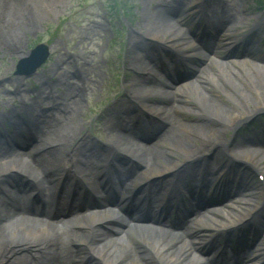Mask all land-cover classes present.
<instances>
[{"label":"bare ground","instance_id":"6f19581e","mask_svg":"<svg viewBox=\"0 0 264 264\" xmlns=\"http://www.w3.org/2000/svg\"><path fill=\"white\" fill-rule=\"evenodd\" d=\"M145 1L148 4L143 6L144 10H142L144 23L142 26H136L132 30L134 33L131 32L129 34L126 63L130 68L141 69V67L148 65L142 59L137 45L151 50L150 46L155 47L156 40L157 42H167L173 48L182 49L191 47L192 50L198 49L197 45L193 44L195 40L192 38V36L196 35L188 33L187 30L185 31L179 25L180 23H185L186 11L188 12V9L194 7L192 5L194 0H170L172 1L171 3L166 0ZM38 2H46L47 4H54L56 6L62 3L63 0H0L1 46H4L11 36H13L11 39L15 40L14 38L17 36V33L21 32V29L27 31L35 23L31 18L32 16H37L41 20L44 18L43 12L38 7ZM149 4H153V6H148ZM158 4L162 7L159 6V8ZM206 4V16L208 20L212 21L219 28L220 32L218 36L226 35V33H222L224 31L223 27L235 18L233 1L206 0ZM188 5L190 6L189 8L186 7ZM230 38L232 37L227 35L226 39L230 40ZM17 44L21 45V40H18ZM206 47L211 48L209 45ZM24 55L25 53L23 52L19 56ZM184 57L183 60L189 58L188 55ZM228 58L231 59L229 56ZM230 61L234 62L229 63V60L217 61L215 73L210 71L208 67L197 66L200 64L197 63L192 69L195 73V80L190 81L189 84L191 86L186 89L180 87H174L173 90L163 89L148 83V80L146 81L145 78L140 79V90H138L140 93H137V96L141 97L140 99L143 103L141 107L152 111L158 116V118L151 117L150 121L145 122V124L153 130H160L161 133L163 132V135L159 137L158 134L157 143L154 145L152 143L140 144L123 132L108 130L106 139L104 140V148L112 156L119 155L118 150H120L139 160L143 165V169L134 164V169L138 170L136 175L139 179L177 165L179 161L177 162L172 155L179 153L183 157L184 163L181 162L177 172L178 175L173 182L175 187L178 185L176 182H181V178H183L184 185L191 183V189L193 193H196L195 198L199 193L206 196V191H208V188H210L217 178L220 180V185L223 184L221 188H227L228 194H233V190L238 194L240 191L248 189L245 193L250 198L246 199V204L238 202L236 206L233 204V201L225 202L226 198L217 193L216 197H210L208 204L219 209H212L209 215H203L198 220H196V217L203 214V212H189L192 214L191 217L195 218L193 220L194 224L191 226H188L186 223L179 225L176 220L173 222L168 221L167 227L162 225L157 226L156 223L151 224L149 221H145L144 223L134 221L136 224L133 226L122 225L120 227L121 230L117 231L123 232V235L120 233L116 239L111 240L109 238L108 243H100L96 246V249H92L96 255L102 257L100 259L104 260L105 264H208L207 258L198 253L201 241L205 240L206 233L212 228L217 230L219 227L227 224L236 225L239 217L235 218L234 216L239 210H233L232 207H239L240 205L244 207L243 210L256 209L254 214L251 215L252 224L250 229V231H255V237H253L254 246L249 256L247 254L245 256L248 257L246 264L264 262V217L261 220H256L255 217L259 210L263 212V208L257 205L261 200L260 195L264 196V190L258 192L259 186H255L251 182H245V175L248 176V171L242 168V164L249 163L264 173V146H261L264 145V124L260 127L261 134L258 135L259 139L254 136L257 133L250 132L252 134L240 137L237 136V130L235 131L247 118L264 112V92L258 87L257 84L259 82L256 83L254 81L249 71L247 72L242 67L239 70L231 67L233 66L231 64H241V62L238 61V63L236 60ZM244 61L248 63V60ZM164 64L167 65L166 63ZM227 68L229 69L228 71ZM252 69L259 75L255 67H252ZM48 71L50 72L49 77H51L52 66ZM238 80L249 84L252 95L241 89L240 85L237 86L236 81ZM136 81L138 80L131 78L127 83L129 84L130 82L131 87ZM223 82H226V86L224 87L221 85ZM260 82L264 84V78H260ZM209 88H214L222 96L223 100H217L216 97L209 96V93L204 92V89ZM132 93L134 94L135 92ZM181 94L193 99L198 104V109L194 111L177 103L180 96H182ZM152 96L158 97L164 101V104L147 103L146 105V100ZM252 97L256 98L255 101L251 100ZM249 104H252V106ZM131 106L133 108L138 107ZM141 107H138L139 111L134 110L135 112H130L125 108L121 113L128 117L132 115L137 121L143 119L144 122L145 118ZM173 110L179 112L181 110H189L190 114L195 116L192 120L193 122L185 123L180 121L173 116ZM2 118L5 119V116ZM32 119H34V116ZM227 129L235 131L231 139L224 137ZM47 132L38 134L37 138L39 140L42 139L40 142L42 144L40 147L42 148H38L39 152L36 154L33 151L37 149L13 153V155H0V181H3L5 173H11V175L18 174L20 178L24 177L22 192L24 195H27L28 191L33 188V185H36L37 191L32 197V203H36L38 199H41L43 201L42 207H45V209L52 201L49 189L52 178L60 174L63 164H67L64 151L71 150L73 152L76 146L82 150L80 144L83 142L82 140H86L87 138L85 136L81 141L79 139L78 142H74L68 135L61 137ZM164 142H166L164 149L167 150H162L158 147L159 143L163 144ZM3 150L6 149L0 145V151ZM166 151L171 153V155L165 157L163 153ZM204 153H207L206 157L201 156ZM70 160L78 172L86 177L89 182L93 183V174L97 170L94 168L95 164H91L89 161L79 158L75 154L70 157ZM180 174L182 175L181 177ZM230 177H233L232 180H227ZM128 182L125 184V188ZM153 182L151 181L149 186L154 185L152 184ZM163 182V180L157 181L152 192L154 193V189L157 188L156 193H158ZM245 184L248 187L242 189ZM167 188L169 193L173 194L172 189L169 186ZM175 193L179 194V191ZM11 195L16 208L12 209L0 202V218H4L0 223V264H30L31 261L28 263L26 259H22L19 256L25 251L31 252V250H35L34 257L37 259L35 262L39 264L41 262L43 264H60L59 256L61 250H63L66 241L69 242L75 232L72 228L73 223L88 228L112 219V215L107 213H89L73 219L71 218L70 220L65 219L70 223L60 224L59 222L63 218L46 221L41 218L23 216V213L26 210H30V208L26 209L20 199L13 194ZM240 195L242 194L240 193ZM236 199L241 198L236 197ZM261 203L263 204V202ZM229 207L230 210L224 213ZM38 210H40L39 206L34 207V211ZM63 212L64 210L57 203L55 215H61ZM47 215L52 217L50 213ZM128 218L131 221L129 215ZM183 218L185 216L181 217L182 221ZM129 219L121 220V222L126 223ZM246 222L248 221H245L236 228L243 226ZM190 229L194 231H190ZM188 235H191V237ZM123 236L129 241L128 243L123 239ZM86 237V233H81V235L77 236L75 243H85ZM121 239L124 240V245L120 243ZM216 241L219 242L220 237L218 239L217 237L211 238L207 242V247L214 245ZM241 241L242 237L236 236L238 246ZM119 243V250H115V244L118 245ZM131 243L138 247L139 250L134 248V251H131ZM146 249L149 251H146ZM230 251L236 254V248H231ZM211 258L218 257L213 254ZM10 259H13L12 263L9 262ZM102 261H96V264H104Z\"/></svg>","mask_w":264,"mask_h":264},{"label":"rangeland","instance_id":"374dc122","mask_svg":"<svg viewBox=\"0 0 264 264\" xmlns=\"http://www.w3.org/2000/svg\"><path fill=\"white\" fill-rule=\"evenodd\" d=\"M194 1V8L188 12L186 11L185 23L179 24L188 33L192 31L193 26L196 27L199 23L201 24L200 14L206 2V0ZM232 1L235 18L228 27H223V33H226L224 37L229 35L232 37L230 39L234 38L235 44L236 42H240L232 50L236 53L233 57L237 58L241 64H231L233 65L231 67L235 70H239L242 67L247 72L249 71L254 81L256 83L259 82L257 84L258 87L264 92V84L260 82V78H264V0ZM147 4L145 0H63L62 3L56 6L54 4H47L46 2H38V7L43 12L44 18L41 20L37 16H32L31 18L35 23L27 31L21 29V32L17 33V36L14 38L15 40H12L13 36H11L4 46L0 45V111L8 109L14 102V99L16 100L15 105H17L19 103L18 97H24L27 101L31 100L30 103L35 109L37 107V104H35L36 95L42 90L41 94L45 95L47 87L53 88V93H49L53 99L57 98L56 101H60V104L67 102V105L63 107V111L60 108L53 112L54 116L52 115V122H50L52 123V127L49 129V132H54L52 135H59L61 137L68 135L73 140L83 133L88 135L94 134L92 129L97 126H105L102 118L106 115V112L109 115H113L112 110H108L109 107L113 108L114 105H119L124 93L128 95V92L129 94L135 92L133 96L140 93L138 91L140 90L139 81L133 83L131 86L133 88L130 87V82L129 84L127 83L131 78L135 80L134 72L130 70V66L126 63V58L128 57L127 45L129 34L132 30L136 26H142L144 23L142 10H144L143 6ZM148 6L152 7L153 4H149ZM209 25L211 27V30L209 29L211 34L219 30L214 27V23L209 22ZM18 40H21V45L17 44ZM209 40L212 43L216 42L214 37H210ZM38 43L46 45L47 56L44 61L30 73H16V64L22 57L19 55L23 52L25 53V51L29 52ZM168 46L171 47L170 45ZM180 50L185 51V48ZM190 53L191 51H189ZM204 53L208 54V52ZM191 55L193 58H190L189 62H185V67L181 68L178 66L181 69L176 76H173V82L170 83L168 81L171 86L180 87L181 82L185 80L189 82L180 88L186 89L191 86L189 83L194 78L195 73L189 66L194 67L195 63H197V58L204 57L200 51L193 52ZM244 60H248V63ZM206 64L209 65V68L211 66L210 71L216 72V63ZM51 66L52 72L51 77H49L50 72L48 70ZM252 67L257 69L259 75L253 71ZM65 70L66 72L63 74ZM60 74L63 75L60 76ZM124 82H126L125 85ZM236 82L237 86L240 85L241 89L252 95V90L248 83H243L241 80ZM221 85L223 87L226 86V82H223ZM167 89L171 90L172 88ZM204 92L209 93V96L216 97L217 100H223L222 96L214 88L204 89ZM140 98L138 101L142 104ZM148 98L147 103L162 105L158 97L152 96ZM255 99L254 97L251 98L252 101H255ZM179 101V104L194 111L198 109V104L189 98V96L182 95ZM249 105L252 106V104ZM172 114L185 123L193 122L192 120L195 117L190 114L189 110H181L180 112L173 110ZM255 120L264 122V116L260 115ZM96 122L99 125H95ZM99 127L97 130L101 131ZM105 131H101V135ZM156 132L159 134L158 130ZM250 132L251 130L240 131L237 136L241 137L253 133ZM231 133L232 131L227 129L224 137L226 139L229 138ZM164 144L166 142L163 144L159 143L162 146L158 147L162 150H167L164 149L166 147ZM86 151L88 152L89 150L86 149ZM176 154L173 155L177 158V161H182L183 157L181 154ZM247 174L245 182H251L255 186H258V184L263 185L264 180H257L254 173L248 171ZM182 180L183 178L177 184L181 187V190H186L187 185H184ZM5 181L12 184V186H9L12 189L15 181L14 177H10L12 183L9 180L7 181V178H5ZM220 187V183H215L209 188V191L213 192L210 194L212 196L216 195ZM246 187L248 185L245 184L243 188ZM210 194L207 193V195ZM241 194L236 195L241 200L250 198L243 191H241ZM120 227L106 226V228H112L113 231L101 226L91 227L92 233L86 234V239H92L89 243L93 246V249H96V246L100 243H108L109 238L111 240L116 239L121 233L117 231L121 230ZM72 228L74 229V227ZM73 231H75L73 236L69 242L66 241L62 252L65 249L70 250L71 243L75 242L77 236L82 233L81 229ZM85 231L86 233L89 232L88 229H85ZM94 239L97 242L93 241ZM123 239H125L126 243L129 242L125 236H123ZM120 243L124 245L125 242L121 239ZM120 243L118 245L115 244V250H119ZM134 248L139 250L135 245L130 246L131 251H134ZM23 249L24 247L21 250L23 251ZM77 249L82 250V246L79 245ZM146 251L149 250L146 249ZM32 252L33 250H31V253L24 252L21 257H24L25 253L31 255L33 254ZM94 255L102 258L95 253ZM9 262L12 263L13 259H10Z\"/></svg>","mask_w":264,"mask_h":264},{"label":"water","instance_id":"95a60500","mask_svg":"<svg viewBox=\"0 0 264 264\" xmlns=\"http://www.w3.org/2000/svg\"><path fill=\"white\" fill-rule=\"evenodd\" d=\"M46 56V48L44 44H39L36 47H34L30 55L24 59H21L17 65L18 69L19 68H28V69H33L36 67L40 62L44 60Z\"/></svg>","mask_w":264,"mask_h":264}]
</instances>
